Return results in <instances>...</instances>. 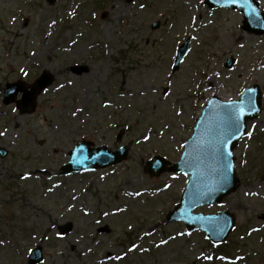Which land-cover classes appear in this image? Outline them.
<instances>
[{
	"label": "rangeland",
	"instance_id": "obj_1",
	"mask_svg": "<svg viewBox=\"0 0 264 264\" xmlns=\"http://www.w3.org/2000/svg\"><path fill=\"white\" fill-rule=\"evenodd\" d=\"M44 69L56 79L34 113L4 105L7 82L30 84ZM252 84L264 91V34L245 31L238 11L204 0H0V264H29L37 246L39 264H264V100L236 151L241 188L197 210L235 213L222 245L167 221L188 176L144 169L156 155L179 160L208 97L236 99ZM83 141L129 153L62 175Z\"/></svg>",
	"mask_w": 264,
	"mask_h": 264
},
{
	"label": "water",
	"instance_id": "obj_2",
	"mask_svg": "<svg viewBox=\"0 0 264 264\" xmlns=\"http://www.w3.org/2000/svg\"><path fill=\"white\" fill-rule=\"evenodd\" d=\"M53 2L54 0H50ZM211 7L225 6L233 9H240L245 15L244 29L263 34L264 33V11L255 0H205ZM155 24V27H158ZM190 40H187L179 47L178 56L175 63V68L179 67L189 50ZM232 59L228 60L227 66H232ZM54 77L45 71L44 74L32 86H26L24 82L9 83L6 89L5 103L13 102L17 95L22 92L23 97L18 101V107L21 113L32 112L36 109L37 95L48 85L51 84ZM37 84H42L43 87L36 91L34 95L30 96L26 101L25 97L32 92L33 87ZM251 98L254 102V107L247 101ZM236 102L240 104L244 101L245 115L243 117V131L246 133L249 120L257 117L261 110L262 93L258 86L247 88L238 101H224L217 96H212L208 99L201 117L197 120L195 132L192 138L185 144L184 152L181 160L170 167L169 162L160 156H156L148 161L145 169L152 176L160 175L162 172L168 171H182L185 174H190L187 186L181 197V202L176 208L168 214L169 220H183L189 228L198 227L204 229L209 237L215 242L223 241L227 238L229 232L235 224V216L229 211L220 212L217 215L203 216L201 214L195 215L193 210L203 204H211L214 202H221L227 195L231 194L240 186V180L237 177L235 170L234 148L237 146L243 136L239 134L231 138L227 144H220L227 133L222 134V129L219 123V115L222 114L225 106L229 102ZM216 139L217 149L222 152H230L231 156L227 157L232 163L230 172V181L227 184L219 182V172L223 163V156L214 151L210 146V142ZM195 141V143H194ZM128 148L122 147L117 151H112L107 147H98L91 149L87 143L78 144L76 149L70 152L71 161L64 167L67 172L93 170L96 167L104 168L114 165L127 157ZM7 151L0 148V156L5 157ZM222 227L223 231L219 232ZM42 259L41 248H37L32 252L31 262L40 261Z\"/></svg>",
	"mask_w": 264,
	"mask_h": 264
},
{
	"label": "snow or ice",
	"instance_id": "obj_3",
	"mask_svg": "<svg viewBox=\"0 0 264 264\" xmlns=\"http://www.w3.org/2000/svg\"><path fill=\"white\" fill-rule=\"evenodd\" d=\"M231 2H237V0H231ZM248 2L249 0H245V3H248ZM141 7H144V5H141ZM42 87H43L42 84L35 85L33 87L32 92L26 95L25 100L27 101L30 96L34 95L35 92L39 91ZM247 102L254 107V102L252 101L251 98H249ZM244 103H245L244 101H241L240 104H237L234 101L229 102V105L225 106L222 114L219 115V123L222 129V134L227 133V135L224 136V139L220 141L221 145L229 143L231 138L236 137L237 134H239L240 136H243L246 134L249 138L252 136V131H248L247 133H245L242 130L244 127L242 121L245 115ZM253 130H254V126H253ZM4 134L5 133H0V135H4ZM145 138L149 139L150 137L146 136ZM210 146L212 147L214 151L218 152L219 155L223 156V163H222V166L219 172V182L222 185L227 184L230 181V172L232 169V163L230 160L227 159V157L231 156V153L222 152L219 149H217V142L215 138L210 142ZM107 214L108 213H105V215ZM222 231H223V228L220 227L219 232H222ZM181 235L183 234L181 233ZM162 243H167V241H162ZM137 247H138L137 245H134L132 250H135ZM206 258L211 259V257H206ZM116 259H121V257L117 255Z\"/></svg>",
	"mask_w": 264,
	"mask_h": 264
}]
</instances>
